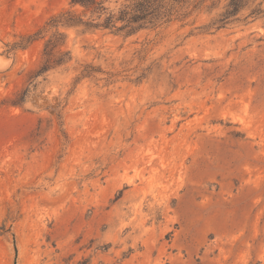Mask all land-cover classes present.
<instances>
[{
	"label": "rangeland",
	"instance_id": "obj_1",
	"mask_svg": "<svg viewBox=\"0 0 264 264\" xmlns=\"http://www.w3.org/2000/svg\"><path fill=\"white\" fill-rule=\"evenodd\" d=\"M259 5L127 34L0 0V264H264ZM51 36L72 60L43 70Z\"/></svg>",
	"mask_w": 264,
	"mask_h": 264
},
{
	"label": "trees",
	"instance_id": "obj_2",
	"mask_svg": "<svg viewBox=\"0 0 264 264\" xmlns=\"http://www.w3.org/2000/svg\"><path fill=\"white\" fill-rule=\"evenodd\" d=\"M106 0H70V9L60 12L52 17L46 25L60 28H75L84 26L87 30L113 29L127 34L136 33L142 29H160L170 26L173 22L180 21L182 25L188 24L194 14L212 15L217 11L216 16L205 23L204 30L218 31L227 28L229 25L238 22V15L249 4L250 0H125L114 9L104 6ZM117 3L120 0H114ZM264 14V8L259 5L251 9L245 16L244 21L249 18L256 19ZM59 36L63 33L58 32ZM58 36L50 37L45 44V64L43 70H47L48 63L62 65L72 60L71 51H64L55 55V48H60L63 43H58ZM36 38H30L32 43ZM101 72L92 65H86L80 74V78L91 77L94 73ZM27 89L25 94H28ZM15 264H17L15 262Z\"/></svg>",
	"mask_w": 264,
	"mask_h": 264
}]
</instances>
